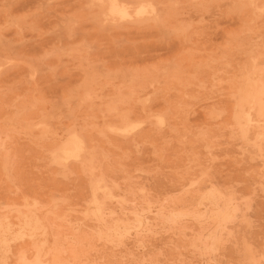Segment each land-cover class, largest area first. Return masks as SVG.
Instances as JSON below:
<instances>
[{"label":"rangeland","instance_id":"1","mask_svg":"<svg viewBox=\"0 0 264 264\" xmlns=\"http://www.w3.org/2000/svg\"><path fill=\"white\" fill-rule=\"evenodd\" d=\"M0 264H264V0H0Z\"/></svg>","mask_w":264,"mask_h":264},{"label":"bare ground","instance_id":"2","mask_svg":"<svg viewBox=\"0 0 264 264\" xmlns=\"http://www.w3.org/2000/svg\"><path fill=\"white\" fill-rule=\"evenodd\" d=\"M116 1H114V3H115ZM116 4H117V2H116ZM112 5H113V1H112ZM117 6V5H116ZM120 6V5H119ZM115 7V5H113V7H111V5H110V7L109 8H114ZM124 7V6H123ZM118 8V7H117ZM114 9H116V8H114ZM122 10L124 9V8H121ZM118 10H120V9H116V11H118ZM111 11H112V9H111ZM120 12V11H119ZM123 12V11H122ZM116 13V12H115ZM76 146H74V148H75ZM69 150V149H68ZM75 150H77V147L75 148ZM74 150V151H75ZM73 150L71 151V152H74ZM70 152V153H71Z\"/></svg>","mask_w":264,"mask_h":264}]
</instances>
